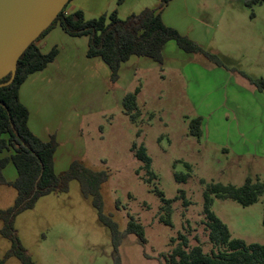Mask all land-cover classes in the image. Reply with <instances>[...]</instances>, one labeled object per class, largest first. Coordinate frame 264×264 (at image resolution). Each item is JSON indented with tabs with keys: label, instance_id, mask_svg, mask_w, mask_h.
<instances>
[{
	"label": "rangeland",
	"instance_id": "obj_1",
	"mask_svg": "<svg viewBox=\"0 0 264 264\" xmlns=\"http://www.w3.org/2000/svg\"><path fill=\"white\" fill-rule=\"evenodd\" d=\"M161 2L151 0L149 6ZM248 2L172 0L165 8L164 23L219 62L186 53L170 42L164 64L145 58V66L125 63L116 85L106 87L103 72L84 77L93 72L87 69L60 89L61 105L73 110L83 109L98 93L77 137L80 148H70L60 157L57 172L67 171L70 156L76 153L89 168L109 173L102 187L105 214L121 231L132 215L147 237L145 248L134 235L123 241L121 264H165L163 255L178 245L179 235L187 236L190 247L218 252L205 225L207 186L241 187L249 177L264 181V4ZM137 87L142 115L133 124L122 104ZM197 118H202L200 139L190 134V124ZM134 144L144 145L152 159L157 179L151 183L132 152ZM177 174L188 175L187 181L179 183ZM157 189L170 200L184 191L191 202L188 208L183 200L173 203V227L159 219L162 202ZM15 198V189L0 186V209L12 207ZM212 211L233 238L264 245V195L248 207L216 199ZM2 226L0 221V230ZM15 229L36 264H115L111 233L99 221L92 200L81 194L78 181L71 182L68 193L43 197L34 209L18 215ZM11 247L0 233V259H6ZM5 264L21 262L8 258Z\"/></svg>",
	"mask_w": 264,
	"mask_h": 264
},
{
	"label": "trees",
	"instance_id": "obj_2",
	"mask_svg": "<svg viewBox=\"0 0 264 264\" xmlns=\"http://www.w3.org/2000/svg\"><path fill=\"white\" fill-rule=\"evenodd\" d=\"M170 1L172 0H162L157 9L146 8L125 19L120 18L117 12H113L87 20L82 11L65 15L64 9L52 26L21 56L13 82L0 87V153L4 151L13 153L11 157L0 160V185L11 186L17 192L14 205L8 209H0V221L3 223L0 233L12 244L6 259L17 258L21 264H36L17 235L16 218L34 209L43 197L68 193L73 181L79 182L81 194L84 198L92 200L99 221L109 229L115 264H121L119 249L128 236H136L138 243L144 248L147 245L145 228L135 217L129 215L127 227L121 231L112 216L105 214L102 187L109 181V173L95 171L82 161H74L67 171L56 174L54 157L58 143L54 137L49 142H44L32 133L29 128V112L20 101V89L32 74L43 71L55 60L58 54L56 49L49 54H43L36 44L56 24L71 37L89 39L87 55L89 58H101L107 64L111 72L112 85L118 83L122 65L133 57L147 58L162 65L165 48L170 42H176L186 53L203 54L210 60L219 62L218 57L204 51L189 37L181 35L164 23L162 12ZM247 4L248 6L264 4V0H249ZM10 78L11 75L7 76L0 84L9 82ZM140 92L141 87H137L123 99V112L133 124H137L142 115L138 104ZM190 134L197 139L202 137V118L191 122ZM132 152L135 158L144 164L143 169L148 171L150 178L147 182L151 183L157 179L151 171L152 159L146 147L134 144ZM10 162L14 164L18 173V178L12 183L7 182L3 175V170ZM187 167L191 171V166ZM176 179L179 183H185L188 175L177 174ZM156 193L162 202L159 219L165 225L173 227V203L183 200L184 207L188 208L191 202L184 191H180L174 200L167 199L161 190L157 189ZM263 195L264 181L250 177L241 187L221 183L208 185L204 193L203 213L209 242L219 251L205 253L201 246L190 247L187 236L179 235L178 245L168 256L163 255L165 264H264V245L247 244L243 240L233 238L227 225L212 211L216 199L232 200L243 207H248L258 203ZM6 259H0V264H5Z\"/></svg>",
	"mask_w": 264,
	"mask_h": 264
},
{
	"label": "crops",
	"instance_id": "obj_3",
	"mask_svg": "<svg viewBox=\"0 0 264 264\" xmlns=\"http://www.w3.org/2000/svg\"><path fill=\"white\" fill-rule=\"evenodd\" d=\"M155 1L159 0H152V2ZM150 2L151 0H71L65 8V15L82 11L86 19L91 20L105 14L117 12L120 18L125 19L146 8L157 9L160 5L149 6ZM165 8L162 12V17ZM36 45L43 54H49L55 49L58 54L46 69L32 74L26 80L20 89V101L29 112V128L32 133L44 142H49L53 137L56 139L58 148L54 157V164L55 172L58 174L57 167L60 157L70 148L75 149V151L80 148V141L77 137L82 131L84 119L93 112L91 103L94 102L95 104L98 96V93L93 96L90 102L85 104L81 110L67 109L65 105L63 106L60 103L64 99L60 89L72 83L75 77H80L82 74L81 70L87 69L93 72L83 73L84 77L88 78V76L103 72L105 74L104 85L109 87L111 72L101 58L88 57L89 39L87 37H71L59 24L54 25L50 31L38 40ZM131 61L136 66H145L142 58L134 61L131 58L128 62ZM119 81H121V77ZM74 124L76 125L73 126ZM12 154V152H2L0 153V160L9 158ZM70 159L71 165L74 161L83 162L84 157L74 153L70 156ZM3 175L9 183L16 181L18 173L13 163L10 162L6 166L3 170Z\"/></svg>",
	"mask_w": 264,
	"mask_h": 264
},
{
	"label": "water",
	"instance_id": "obj_4",
	"mask_svg": "<svg viewBox=\"0 0 264 264\" xmlns=\"http://www.w3.org/2000/svg\"><path fill=\"white\" fill-rule=\"evenodd\" d=\"M71 0H0V81L17 73L28 47L48 30Z\"/></svg>",
	"mask_w": 264,
	"mask_h": 264
}]
</instances>
